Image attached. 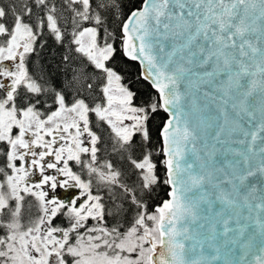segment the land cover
I'll use <instances>...</instances> for the list:
<instances>
[{
  "label": "snow or ice",
  "instance_id": "obj_1",
  "mask_svg": "<svg viewBox=\"0 0 264 264\" xmlns=\"http://www.w3.org/2000/svg\"><path fill=\"white\" fill-rule=\"evenodd\" d=\"M0 264H264V0H0Z\"/></svg>",
  "mask_w": 264,
  "mask_h": 264
}]
</instances>
